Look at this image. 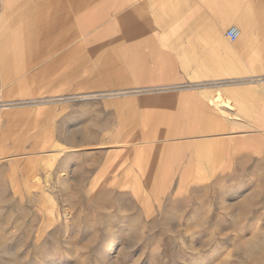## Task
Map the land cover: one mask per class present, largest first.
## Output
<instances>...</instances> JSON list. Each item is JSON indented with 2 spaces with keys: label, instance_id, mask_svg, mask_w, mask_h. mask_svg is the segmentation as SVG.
I'll return each mask as SVG.
<instances>
[{
  "label": "rangeland",
  "instance_id": "1",
  "mask_svg": "<svg viewBox=\"0 0 264 264\" xmlns=\"http://www.w3.org/2000/svg\"><path fill=\"white\" fill-rule=\"evenodd\" d=\"M108 97L0 95V264H264V131L245 163H175L141 117L100 125Z\"/></svg>",
  "mask_w": 264,
  "mask_h": 264
},
{
  "label": "crops",
  "instance_id": "2",
  "mask_svg": "<svg viewBox=\"0 0 264 264\" xmlns=\"http://www.w3.org/2000/svg\"><path fill=\"white\" fill-rule=\"evenodd\" d=\"M50 87L116 97L100 121L141 117L175 163H245L264 131V0H0V95Z\"/></svg>",
  "mask_w": 264,
  "mask_h": 264
},
{
  "label": "built area",
  "instance_id": "3",
  "mask_svg": "<svg viewBox=\"0 0 264 264\" xmlns=\"http://www.w3.org/2000/svg\"><path fill=\"white\" fill-rule=\"evenodd\" d=\"M226 36L234 41L237 40L241 36V31L237 25H232L227 31Z\"/></svg>",
  "mask_w": 264,
  "mask_h": 264
},
{
  "label": "bare ground",
  "instance_id": "4",
  "mask_svg": "<svg viewBox=\"0 0 264 264\" xmlns=\"http://www.w3.org/2000/svg\"><path fill=\"white\" fill-rule=\"evenodd\" d=\"M239 29H240V31H241V35L243 34V31H242V29L239 27ZM5 104V103H4ZM1 106V105H0ZM259 130V129H258ZM248 133H250V132H248ZM247 134V133H246ZM39 176V175H38ZM69 213V212H68ZM67 213V214H68ZM255 242V241H254ZM259 243V242H258ZM254 248H255V246H254Z\"/></svg>",
  "mask_w": 264,
  "mask_h": 264
}]
</instances>
